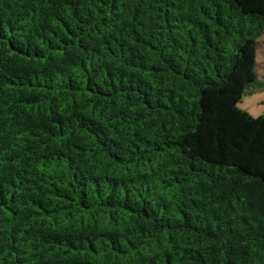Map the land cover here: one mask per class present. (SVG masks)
Instances as JSON below:
<instances>
[{
    "label": "trees",
    "instance_id": "trees-1",
    "mask_svg": "<svg viewBox=\"0 0 264 264\" xmlns=\"http://www.w3.org/2000/svg\"><path fill=\"white\" fill-rule=\"evenodd\" d=\"M263 33L264 0H0V264H264Z\"/></svg>",
    "mask_w": 264,
    "mask_h": 264
},
{
    "label": "rangeland",
    "instance_id": "rangeland-1",
    "mask_svg": "<svg viewBox=\"0 0 264 264\" xmlns=\"http://www.w3.org/2000/svg\"><path fill=\"white\" fill-rule=\"evenodd\" d=\"M256 70L258 81L253 86L257 88L247 93L239 106L257 117L264 114V87H262L264 84V33L259 38Z\"/></svg>",
    "mask_w": 264,
    "mask_h": 264
}]
</instances>
